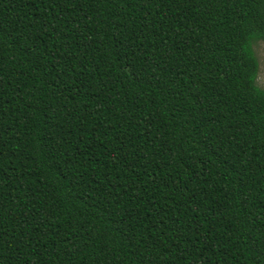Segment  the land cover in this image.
<instances>
[{
    "label": "trees",
    "instance_id": "obj_1",
    "mask_svg": "<svg viewBox=\"0 0 264 264\" xmlns=\"http://www.w3.org/2000/svg\"><path fill=\"white\" fill-rule=\"evenodd\" d=\"M264 0H0V264H264Z\"/></svg>",
    "mask_w": 264,
    "mask_h": 264
},
{
    "label": "snow or ice",
    "instance_id": "obj_2",
    "mask_svg": "<svg viewBox=\"0 0 264 264\" xmlns=\"http://www.w3.org/2000/svg\"><path fill=\"white\" fill-rule=\"evenodd\" d=\"M259 50V60H258V70L261 84L264 85V31H261V40L258 45Z\"/></svg>",
    "mask_w": 264,
    "mask_h": 264
},
{
    "label": "rangeland",
    "instance_id": "obj_3",
    "mask_svg": "<svg viewBox=\"0 0 264 264\" xmlns=\"http://www.w3.org/2000/svg\"><path fill=\"white\" fill-rule=\"evenodd\" d=\"M259 43H260V42H259ZM259 43L255 46V51H256V54H257V56H258V59H259V50H258V45H259ZM258 82H259V85H260L261 87L264 88V85L261 84L260 77H259V79H258Z\"/></svg>",
    "mask_w": 264,
    "mask_h": 264
}]
</instances>
